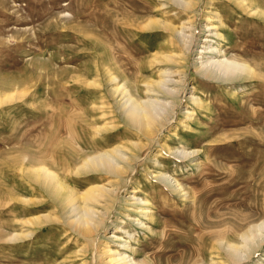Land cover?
Instances as JSON below:
<instances>
[{
  "label": "rangeland",
  "instance_id": "obj_1",
  "mask_svg": "<svg viewBox=\"0 0 264 264\" xmlns=\"http://www.w3.org/2000/svg\"><path fill=\"white\" fill-rule=\"evenodd\" d=\"M195 2L186 13L165 0H0V94H15L0 104V264H104L105 245L140 264H264V239L241 260H230L224 246H240L242 233L264 222V0ZM159 17L184 24L185 34L194 29L183 64H151L166 33L142 26ZM217 23L224 39L208 37L226 58L256 69L253 77L223 81L197 72L208 58L199 54L205 25ZM103 67L140 100L152 98L145 82L159 79L160 70L173 81L185 72V81L167 85L179 91L161 132L150 139L121 122ZM93 79L100 86L89 84ZM195 94L199 104L190 98ZM157 97L173 102L163 92ZM104 124L114 130L102 142L132 151L134 141L143 146L92 244L75 241L58 203L20 169L22 156L42 158L75 178L68 185L78 191L90 181L113 187L110 175L69 171L81 152L77 141L92 144L94 129ZM183 150L188 154L179 157ZM162 173L180 188L161 180ZM48 213L51 220L41 225L24 224ZM25 228L32 235L18 238ZM78 245H87V255Z\"/></svg>",
  "mask_w": 264,
  "mask_h": 264
},
{
  "label": "bare ground",
  "instance_id": "obj_2",
  "mask_svg": "<svg viewBox=\"0 0 264 264\" xmlns=\"http://www.w3.org/2000/svg\"><path fill=\"white\" fill-rule=\"evenodd\" d=\"M165 1L169 2V4L174 3L180 6L181 9L186 13L189 12V10L195 8L196 5L195 0ZM216 17L218 18L217 21L221 26L225 25L221 14L217 11ZM210 20L211 19L208 17L207 21ZM193 22L194 21L192 20V23ZM217 24L205 25L209 35L204 38V44L202 43L199 54H207L208 58L204 61H201L200 65L196 66L197 72L210 79H219L223 81L234 80L237 78L240 79V77H253L256 69L254 70L252 66L248 64V62L235 59L234 57V59H228L226 58L224 52L219 49V47L217 48L214 46L216 42L208 36L215 37L217 40L224 39V34L222 33L219 24ZM181 25L180 27L175 25L171 17H159L158 19L152 18L147 20L142 26L146 29L159 27L163 30V32L166 33V38L164 41L165 43L163 46L156 48L154 54H152L151 64L174 62L177 61V59H179V62L185 60V55L187 53L186 49L188 47L185 39L191 36L189 41V43H191L193 41L195 32L194 29H192L189 34H185L183 33L184 24ZM202 57L203 56L198 58L202 59ZM103 73L108 77V81L112 83V85L110 84L111 88L109 90V94L116 102V111L121 122L133 130H136V134H144L147 137L153 136L164 129L166 122L169 120L168 116L170 115L171 111H173L172 107L174 104H176L174 103V100L179 90H175L171 87L169 88L167 86L168 83L171 81L174 83H182L186 78L185 72H183V74H181L183 76L180 81H177L178 79L174 81L169 80L168 76L171 72H167V70H160L159 79H152L145 82L147 89L146 94H151L149 96L152 98L140 100L136 96H133L131 88L129 87L126 80L124 81V79L119 78L118 75H115L110 68L103 67ZM94 81L95 79L91 80L89 84H96ZM96 85L100 86V82H97ZM159 90L164 94L172 96L173 102H171L173 104L169 102H161L157 97V95L160 93ZM14 95L15 94L10 91L0 94V104L14 98ZM190 98L196 104L200 103V98L196 94L192 95ZM113 130L114 129L112 126L109 124H104L94 129L93 135L95 136L96 140L92 144H84L85 146H83V142L81 143L78 140L75 148L77 151L81 152H78V154L74 156L75 158L78 156L76 158L77 161L79 159L80 160L78 162L75 161V166L70 165L69 167V171L75 177L91 176L95 173H100V175H110L112 180L110 179L109 183L114 185L113 187L100 184L97 181H90V183L85 188L78 191L74 187L68 185V181L73 177L71 176L70 179H67L66 176H63L62 173L56 169L57 167H55V165L48 163L47 160L42 158L36 159L35 157L33 158L34 160H29L28 157L22 156L21 164L24 165V167L22 170L20 169V171L24 172L29 180L39 185L58 203L63 214L67 215L65 222H67L66 224L73 231L72 235L74 234L75 241H80L83 239L86 242L89 241L93 242L92 244H95L96 239L93 236L102 223H107L105 221L108 219L107 214L111 211L110 207L113 204L114 194L116 193L115 191L119 180L123 179V177H126L127 172L133 165V160H136V152L142 149V142L134 141L131 143V147L134 148V151H132L124 143L109 145L107 142H102L101 138L103 137V133H110V131L113 132ZM151 138L152 137H150V139ZM187 151L188 150H183L182 155L179 156V153L177 155L179 157L185 156L188 154ZM80 153H84V155L79 156ZM26 163L28 164L26 165ZM159 176L163 181H169L170 179V175H166L165 173H162ZM169 182L174 184L175 187L180 188V185L176 180L173 179L172 182ZM130 192L136 193L134 189H132ZM132 199L137 204H147V200H144L138 196H132ZM22 201L24 203H35V201L29 199H23ZM140 209L143 210V207H140ZM145 216L148 217V213H145ZM49 220H51V214L48 213L36 216L31 221L28 220L27 222H24V224L35 226L37 224L41 225ZM262 228H264V222L249 226L247 231L241 235L243 243L240 246H238L236 243L225 241L226 244H224V246L230 260H241L247 257L246 254L250 251V248L254 247L258 240L264 239V235L261 234L262 232L257 235V232L255 231L261 230ZM15 235L18 238H26L32 235V232L25 228V230H22ZM78 247L79 252L81 251L83 252V255H87V245H78ZM121 247L123 249L128 248L129 246L127 244H122ZM101 250L102 254L100 255H105L102 257L103 262L105 261L104 264H140L133 260L132 257L130 258L129 255L126 256L127 254L125 255L124 252L112 249L108 245H105L104 249Z\"/></svg>",
  "mask_w": 264,
  "mask_h": 264
}]
</instances>
